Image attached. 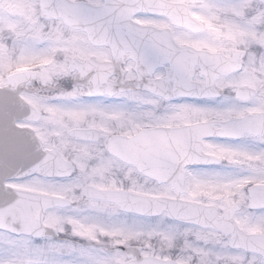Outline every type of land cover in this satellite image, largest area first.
<instances>
[{"label": "clouds", "instance_id": "9594fccd", "mask_svg": "<svg viewBox=\"0 0 264 264\" xmlns=\"http://www.w3.org/2000/svg\"><path fill=\"white\" fill-rule=\"evenodd\" d=\"M14 7L0 0V98L15 102L0 111V186L53 155L18 125L55 123L49 141L77 150L41 178L59 198L0 209V264H44L29 254L37 237L75 238L54 264H165L170 249L201 244L264 264V0H27L20 16ZM133 49L156 54L159 70ZM227 135L245 145L214 155ZM205 163L227 171L193 170Z\"/></svg>", "mask_w": 264, "mask_h": 264}, {"label": "snow or ice", "instance_id": "6c2138e0", "mask_svg": "<svg viewBox=\"0 0 264 264\" xmlns=\"http://www.w3.org/2000/svg\"><path fill=\"white\" fill-rule=\"evenodd\" d=\"M132 55L134 57H139L145 63L157 67L160 64L159 57L148 49L143 51H138L133 49ZM159 70V69H158ZM184 103L189 105L194 109L201 110L203 112L212 111V106H202L196 103L195 97H182ZM48 111L54 113V109H49ZM35 135L40 139L41 143L46 145L43 151L46 154L52 153L53 155L40 156L36 158L29 164H25L23 169L15 174L10 180L4 182L3 186H0V209H6L10 205L13 208L20 210L21 201H16L15 197L9 195L5 185L8 184H18L24 185L26 187L37 188L42 191L49 192L50 186L45 185L42 182V177L49 174V162L55 160L57 164V169L66 167L73 161V155L76 149V145L68 147L60 140L52 139L49 141V137H59L60 131L57 125L54 123L50 127H35ZM20 153L13 151L10 157V166H14L15 162L19 159ZM205 166L215 165L212 163L202 164ZM260 172H264V169H258ZM206 176H213L216 174L203 173ZM57 180L59 177L56 178ZM15 201V203H14ZM41 239L40 237L36 238ZM59 247H74V245L68 241L63 242L60 245H40L32 242L29 244L30 255L38 258L39 261H43L44 264H54V253ZM91 255V254H89ZM165 264H239L238 254L232 249H219L210 248L207 245H197L195 247L179 248L174 247L170 249V255L165 260Z\"/></svg>", "mask_w": 264, "mask_h": 264}, {"label": "flooded vegetation", "instance_id": "af4514ba", "mask_svg": "<svg viewBox=\"0 0 264 264\" xmlns=\"http://www.w3.org/2000/svg\"><path fill=\"white\" fill-rule=\"evenodd\" d=\"M11 2L13 3V5L15 6L14 9L12 10V12L10 13V15L13 16H20V15H24L27 11V9L24 7V5L27 3V0H11ZM193 19L199 21L200 23H202L205 28L209 31V32H216L217 29L216 27L208 20H206L203 17L200 16H194ZM182 46L184 47H191L194 49H200V48H206L209 52H214L215 50L210 48L208 45H206L203 42L200 41H182ZM42 64H47L49 63L48 60H42L41 61ZM63 86L65 88V90H71V82L70 81H66L63 82ZM24 102L31 105V101L28 100L27 98H23ZM200 105L202 106H213L211 103H207V102H198ZM68 117L71 119H79V115L75 114V113H69ZM18 127L27 129L31 132H35V126L32 123H28V124H24V125H18ZM239 137L237 136H233V135H227V136H222V137H217L214 140V144H213V148H214V155L223 157L225 155H231L232 154V147H243L245 145V142L238 139ZM51 165L54 168H57V164L56 161L53 160L51 161ZM193 170L201 172V173H209V174H216V173H223L225 171H227V169H225L222 165H209V166H205V165H197V166H193ZM10 187L11 189H15V190H25V191H32L35 193H42L45 194L47 196H55L57 198L58 194L54 193V192H47V191H42L40 189L37 188H32V187H26L24 185H18V184H8L5 185ZM204 195H208L210 198L213 199H218L219 197L214 195V192L212 189H209L207 192L203 193ZM61 240L64 239V237L60 238ZM71 242L75 243V238H71ZM36 244H40L41 241L40 240H36L35 241Z\"/></svg>", "mask_w": 264, "mask_h": 264}, {"label": "water", "instance_id": "95a60500", "mask_svg": "<svg viewBox=\"0 0 264 264\" xmlns=\"http://www.w3.org/2000/svg\"><path fill=\"white\" fill-rule=\"evenodd\" d=\"M14 103L15 102L13 100H11L10 98H0V111H3L4 109L14 105ZM7 191L9 193V195L12 196V197H15V195L18 194V193H25L24 191H20V190L13 191V190L7 189ZM28 195L32 196L33 194L29 193ZM40 197H42V196H40ZM31 208H32V204H31V201H29V199L26 200V201H23L22 204L20 205V211H22V212L30 211Z\"/></svg>", "mask_w": 264, "mask_h": 264}]
</instances>
